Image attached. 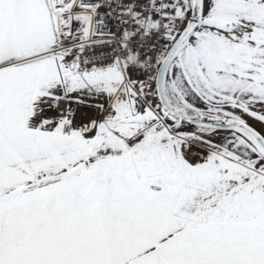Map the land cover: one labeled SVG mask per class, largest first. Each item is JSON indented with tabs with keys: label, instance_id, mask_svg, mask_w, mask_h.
I'll list each match as a JSON object with an SVG mask.
<instances>
[{
	"label": "snow or ice",
	"instance_id": "1",
	"mask_svg": "<svg viewBox=\"0 0 264 264\" xmlns=\"http://www.w3.org/2000/svg\"><path fill=\"white\" fill-rule=\"evenodd\" d=\"M0 264H264V0H0Z\"/></svg>",
	"mask_w": 264,
	"mask_h": 264
}]
</instances>
